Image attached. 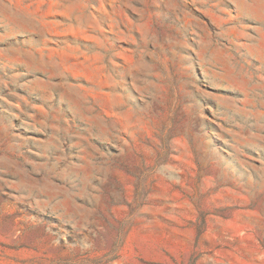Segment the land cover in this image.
<instances>
[{"label":"rangeland","instance_id":"obj_1","mask_svg":"<svg viewBox=\"0 0 264 264\" xmlns=\"http://www.w3.org/2000/svg\"><path fill=\"white\" fill-rule=\"evenodd\" d=\"M0 264H264V0H0Z\"/></svg>","mask_w":264,"mask_h":264}]
</instances>
